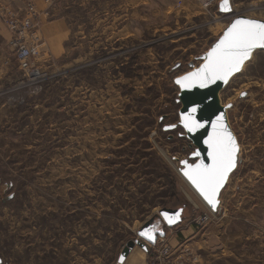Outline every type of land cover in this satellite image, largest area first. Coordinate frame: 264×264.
<instances>
[{
    "label": "rangeland",
    "instance_id": "374dc122",
    "mask_svg": "<svg viewBox=\"0 0 264 264\" xmlns=\"http://www.w3.org/2000/svg\"><path fill=\"white\" fill-rule=\"evenodd\" d=\"M26 1L3 5L21 14ZM32 1L41 29L28 68L0 20V264H116L145 221L162 229L164 207H182V221L124 264H166L165 246L183 264H264V50L219 92L239 161L213 213L179 172L193 148L174 78L227 23L200 7L186 17L176 0H131V35L110 42L105 0ZM230 1L231 18L264 19V0ZM59 20L64 39L49 26Z\"/></svg>",
    "mask_w": 264,
    "mask_h": 264
},
{
    "label": "water",
    "instance_id": "95a60500",
    "mask_svg": "<svg viewBox=\"0 0 264 264\" xmlns=\"http://www.w3.org/2000/svg\"><path fill=\"white\" fill-rule=\"evenodd\" d=\"M221 2L222 0H220L218 3V11L220 13L231 14L233 12L231 1L229 0V9L227 11L221 10L220 8ZM238 19L253 20L259 23H264V19L252 18V17H248L244 15H238L234 17L233 19L230 20V22L224 28L221 35L210 44L209 48L202 55L198 57L200 64L198 66H195L193 63H190L189 64L190 70L188 72L174 78V83L179 89V92L177 95V103L180 104V107L178 110V116H179L178 125L184 129L185 136L187 139L191 141L190 145L193 148L192 152L189 154V159H191L192 161H189L188 159L179 160V164H180L179 172L186 179V181L190 184V186L195 190V192L199 195V197L204 201V203L209 207V209L212 210L213 212H215L218 208V205L220 202L219 197H220V193L222 189L226 185L230 174L237 167L238 151H239V145H238L236 136L228 123V119L226 115V106H223L220 103L219 92L227 84L229 79L234 74L238 73L242 69L245 62L251 58V55L255 50H258V49L264 50V48H261V47L254 48L249 58L245 60L244 63L240 66V69L238 71L232 72L226 78V80L225 79L213 80L211 82L204 83L203 86H201V83L198 80H193L190 83V86H187V87H181V85L177 83V80L181 79L182 77L188 76L190 73L197 72L207 62L206 57L208 53L219 42L221 37L224 35L227 29L232 25V23ZM193 108H195L196 110L194 113L192 112ZM189 115L192 116V118L195 120L197 124L202 125V127H197L193 131H189L184 126V120H182V117H187ZM218 118H221L219 123L223 124L224 129H226V131L230 133L232 138L235 140L237 151L235 154V166L228 172L221 187L218 189L215 195V198H214L215 206H213L212 204L208 203V201L204 198L203 195H201L200 191L197 190V188L192 184V182L188 179V177L184 175V173L190 167L195 166L196 164H199V163L210 164L211 163V160L209 159L210 150L208 148V145L205 143V141L208 139L209 135L213 132V123L217 122ZM175 127L176 125H166L164 126V129L172 130ZM182 213H183L182 207H179V208L164 207L160 209L159 215L163 221L162 229L158 228V223L160 222L156 223L155 217H152L149 220L145 221L143 225L137 231V238L134 240L128 241L126 245L122 248L117 258L116 264H124L131 250L136 245L139 246L144 252H148L149 245L154 244L158 237L165 236L164 227L170 229L182 221ZM141 232H146L150 234L152 236V239H148L147 236H142L140 234Z\"/></svg>",
    "mask_w": 264,
    "mask_h": 264
},
{
    "label": "snow or ice",
    "instance_id": "6c2138e0",
    "mask_svg": "<svg viewBox=\"0 0 264 264\" xmlns=\"http://www.w3.org/2000/svg\"><path fill=\"white\" fill-rule=\"evenodd\" d=\"M221 10L229 9V0H222ZM256 47L264 48V23L253 20L238 19L227 29L219 42L206 57V63L195 73L177 80L181 87L190 86L193 80H198L203 86L206 82L225 79L247 60ZM195 108L192 109L194 113ZM213 123V132L205 143L209 148L210 164L199 163L185 171L184 175L200 191L209 204L215 206V195L221 187L228 172L235 166L236 142L231 134L224 129L223 124ZM184 126L193 131L202 125L197 124L191 115L182 117ZM171 222V221H170ZM152 239L146 232L140 233Z\"/></svg>",
    "mask_w": 264,
    "mask_h": 264
},
{
    "label": "built area",
    "instance_id": "2783aa9c",
    "mask_svg": "<svg viewBox=\"0 0 264 264\" xmlns=\"http://www.w3.org/2000/svg\"><path fill=\"white\" fill-rule=\"evenodd\" d=\"M184 2L185 0H176L175 6L182 7ZM195 2L201 9L212 16L213 19L218 20V22H221L224 25H226V23L228 24L230 20L235 17L234 16L233 18H231L233 15L232 13L225 14L218 11L219 0H195ZM4 3V0H0V20L11 33L10 44L12 46L16 59L20 63H22V65L28 68L30 59L39 53L41 29L40 12L38 11L34 1L32 0H27L24 3L21 14L15 12L12 9L9 10L5 8V6L3 5ZM33 72L34 71H31V74H33L35 78H39V76H37V72ZM203 218L205 220L207 217L204 216ZM201 222H203V219H198L197 221H195L197 225H200ZM157 240L159 242L163 241L164 236L158 237ZM155 243L149 246H153L155 245ZM163 252L166 264H183L180 260V256H182L181 254L173 255V252L167 246L163 248ZM160 255H162V253H160ZM184 264L192 263L186 262Z\"/></svg>",
    "mask_w": 264,
    "mask_h": 264
},
{
    "label": "crops",
    "instance_id": "0c3cea01",
    "mask_svg": "<svg viewBox=\"0 0 264 264\" xmlns=\"http://www.w3.org/2000/svg\"><path fill=\"white\" fill-rule=\"evenodd\" d=\"M130 2L131 0H119L116 2L117 5H115L114 0L102 1L104 5L101 7L97 14L100 16L98 22H100V24L103 26V30H106V40L114 42L131 35L129 31H125V29L129 27L128 20L130 18V13L128 5L130 4ZM21 4L23 5L22 2L20 3V6ZM179 12H181V14H186L187 17L188 15L194 16L197 12L201 13L202 10L199 9V6L196 4L195 0H185L182 8L178 10V13ZM49 26L51 30L54 31V33L60 34V37L63 36V39L68 36V30L65 26V23H63L62 21L59 20L53 22V25L49 24ZM115 30L117 32H115ZM80 33L81 39H84V37L86 36L84 30L82 29ZM116 33H118V37H115ZM132 263L134 262L131 258V263L128 261V264ZM134 264H137V262Z\"/></svg>",
    "mask_w": 264,
    "mask_h": 264
}]
</instances>
